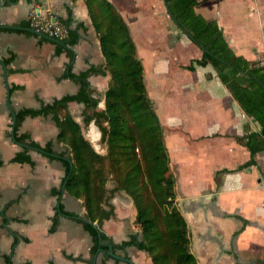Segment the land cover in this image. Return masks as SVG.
Masks as SVG:
<instances>
[{
  "label": "crops",
  "instance_id": "crops-1",
  "mask_svg": "<svg viewBox=\"0 0 264 264\" xmlns=\"http://www.w3.org/2000/svg\"><path fill=\"white\" fill-rule=\"evenodd\" d=\"M110 1L127 23L143 66L175 178L174 202L187 221L197 263L264 264L260 123L244 112L211 63L187 67L202 50L174 22L163 0ZM33 7L57 22L70 14L72 27L81 23L71 59L64 49L58 50L59 42L22 25ZM194 9L216 20L236 54L258 62L264 53V0H197ZM6 58L14 110L37 108L41 101L76 92L78 83L65 75L68 64L79 73L103 62L84 0H0V59ZM88 80L103 107L108 75L92 73ZM82 108L81 102H68L84 135L104 152L100 130L93 121L84 123ZM11 120L0 63V264H91L92 236L75 217L85 212L81 199L63 188V161L35 148L28 150L31 162L13 160L24 146L8 133ZM57 132L51 114L27 115L19 126V133L40 144L55 139ZM103 207L110 212L101 218V230L113 243L137 231L133 201L114 180L107 182ZM53 215L58 218L55 228ZM98 249L92 264L96 255V264L102 259L106 264H154L148 251L133 243L113 249L129 261Z\"/></svg>",
  "mask_w": 264,
  "mask_h": 264
},
{
  "label": "trees",
  "instance_id": "trees-1",
  "mask_svg": "<svg viewBox=\"0 0 264 264\" xmlns=\"http://www.w3.org/2000/svg\"><path fill=\"white\" fill-rule=\"evenodd\" d=\"M84 2L97 33L103 62L79 73L73 72L68 64L65 75L78 83L76 92L54 97L50 102L41 101L37 108L14 110L13 137L25 146L15 153L13 160L31 162L30 148H37L50 157H60L66 167L63 188L81 199L87 214V218L83 214L75 217L92 236V258L97 248L99 253L105 254L110 244L114 249L133 243L148 251L154 264H198L190 251L187 221L174 202L175 178L170 169L163 127L147 93L143 66L129 27L110 0ZM166 2L180 28L194 43L208 50H202L200 57L192 58L187 67L211 63L244 112L260 123L264 136V67L236 54L216 20L195 11L197 0ZM58 22L67 28V33L59 38L58 50L64 49L71 59V45L77 41L78 28L82 25L77 23L72 27L70 14ZM22 25L29 26L28 22ZM4 62L9 63V58ZM92 73L108 75L103 107L99 106L100 98L88 80ZM71 100L83 104V121L86 124L93 121L98 127L101 139L106 143L105 152H98L84 135L80 122L68 109ZM38 114H51L58 127L55 139L44 144L29 134L19 133L23 118ZM247 143L253 152V146ZM56 145H61L60 149ZM108 180H114L117 187L131 197L136 209L134 224L137 231L119 244L113 243L111 237L94 224L109 216L110 210L103 207ZM57 220L53 215L52 228ZM92 258L89 259L91 264ZM101 264H106L104 259Z\"/></svg>",
  "mask_w": 264,
  "mask_h": 264
},
{
  "label": "built area",
  "instance_id": "built-area-1",
  "mask_svg": "<svg viewBox=\"0 0 264 264\" xmlns=\"http://www.w3.org/2000/svg\"><path fill=\"white\" fill-rule=\"evenodd\" d=\"M28 24L45 34L56 38H62L67 33V28L63 24L53 20L51 14H47L39 7H33L30 10ZM257 64L264 67V53L258 59Z\"/></svg>",
  "mask_w": 264,
  "mask_h": 264
},
{
  "label": "water",
  "instance_id": "water-1",
  "mask_svg": "<svg viewBox=\"0 0 264 264\" xmlns=\"http://www.w3.org/2000/svg\"><path fill=\"white\" fill-rule=\"evenodd\" d=\"M163 2H164V4H165V7H166V9H167L169 15L172 17V19L174 20V22L178 25L176 19L173 17V15H172V13H171V11H170V9H169V6H168L166 0H163ZM52 19H53V20H56V17H53ZM178 26H179V25H178ZM179 27H180V26H179ZM29 29H30L32 32H34V33H36V34H38V35H41V36L47 37V38L52 39V40L57 41V42L60 41L59 38L49 36L48 34H45V33H43L42 31L37 30V29L34 28V27L29 26ZM182 30H183V29H182ZM183 31H184V30H183ZM184 32H185V31H184ZM186 34H187V33H186ZM187 35H188V34H187ZM196 44H197V43H196ZM197 45L199 46V48H200L201 50L208 51V50L205 49L202 45H199V44H197ZM0 63H1V66H2V70H3V77H4L5 87H6V104H7V107H8V109H9V112L11 113V116H12L10 131H11L12 139L15 140L14 137H13L14 125H15V111H14L12 105L10 104V99H9V96H10V88H9V84H8V80H7V65L5 64V62H4L2 59H0ZM19 143H20V142H19ZM20 144L23 145V146H25L24 143H20ZM35 149H37V148H35ZM116 185H117V183H116ZM83 216L87 218V214H86L85 212L83 213ZM94 224H95L97 227H99V228L101 229V223H100V220H96V221L94 222ZM98 251H99V249H98ZM108 254H109L111 257H114V258L121 257V258H123V259L129 261L128 258L116 254V253L113 251V249H112V245H111V244L109 245ZM97 261H98V255H96V258H95L94 264H96ZM129 263H131V262H129Z\"/></svg>",
  "mask_w": 264,
  "mask_h": 264
},
{
  "label": "rangeland",
  "instance_id": "rangeland-1",
  "mask_svg": "<svg viewBox=\"0 0 264 264\" xmlns=\"http://www.w3.org/2000/svg\"><path fill=\"white\" fill-rule=\"evenodd\" d=\"M182 31L180 30V34H183V33H181ZM183 38H185L184 36H183ZM187 40V39H186ZM95 128V127H94ZM92 129V128H91ZM106 150V149H105ZM105 152V151H104ZM101 153H103V152H101Z\"/></svg>",
  "mask_w": 264,
  "mask_h": 264
}]
</instances>
